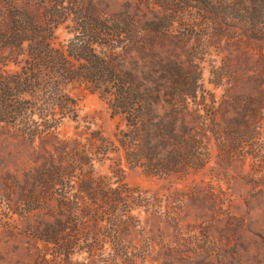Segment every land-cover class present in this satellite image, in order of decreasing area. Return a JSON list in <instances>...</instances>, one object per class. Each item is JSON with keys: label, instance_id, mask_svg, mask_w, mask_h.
Wrapping results in <instances>:
<instances>
[{"label": "rangeland", "instance_id": "1", "mask_svg": "<svg viewBox=\"0 0 264 264\" xmlns=\"http://www.w3.org/2000/svg\"><path fill=\"white\" fill-rule=\"evenodd\" d=\"M90 1L106 17L125 10L152 39L123 54L125 67L171 62L197 79L188 114L199 118L203 167L168 179L130 168L116 141L122 120L81 86L66 87L64 117L23 95L32 108L0 123V264H264V6L207 1L238 14L216 21L177 0H79ZM74 28L70 17L54 28V46L66 49ZM48 164L72 167L66 186L33 183ZM106 193L120 194L116 204L98 198ZM57 226L59 243L40 240Z\"/></svg>", "mask_w": 264, "mask_h": 264}, {"label": "trees", "instance_id": "2", "mask_svg": "<svg viewBox=\"0 0 264 264\" xmlns=\"http://www.w3.org/2000/svg\"><path fill=\"white\" fill-rule=\"evenodd\" d=\"M177 1L178 5L188 4L216 21L238 15L220 11L216 5L212 7L208 3L212 0ZM258 1L264 6V0ZM235 5H242V0ZM69 17L75 25L73 38L66 49L55 47L53 29ZM148 28L158 31L159 25L151 24ZM145 41L153 44L125 10L106 17L91 1L87 5L79 0H0V68H17L14 73L0 71V123L15 121L27 108H32L23 102V95L32 96L34 103L43 99V111H57L64 117L72 103L65 93L66 87L78 85L97 94L111 116L122 120L124 129L118 132L116 141L130 168H139L146 176L160 179L185 177L188 171L200 169L204 164L201 142L195 141L194 135L200 129L199 118H191L190 124L188 114V100L195 97L197 79L191 80L185 69L179 70L171 62H152L139 72L135 63L125 67L123 54H143ZM160 109L164 112L160 113ZM43 169L33 183L44 191L66 186L73 171L70 165L48 164ZM81 187V192L89 190L88 185ZM114 190L125 192L120 188ZM29 193L30 197L34 194L33 190ZM119 193L101 194L98 198L115 203ZM85 196L89 200L95 198L88 193ZM30 197L22 199V203L29 204ZM63 206L67 212L76 208L74 203ZM62 231L57 226L45 231L40 240L57 244L62 240Z\"/></svg>", "mask_w": 264, "mask_h": 264}]
</instances>
